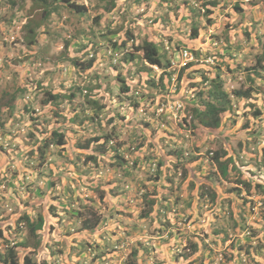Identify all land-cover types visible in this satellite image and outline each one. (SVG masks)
Segmentation results:
<instances>
[{"label": "rangeland", "instance_id": "1", "mask_svg": "<svg viewBox=\"0 0 264 264\" xmlns=\"http://www.w3.org/2000/svg\"><path fill=\"white\" fill-rule=\"evenodd\" d=\"M78 1L87 7L78 22L83 26V36L73 37L72 44L65 45L64 38L72 36L74 30L61 9L62 19L53 13L50 20L52 27L60 28L56 41L39 37L40 43L30 47L26 45L24 26L38 20L41 9L34 8L32 0L17 2L14 8L0 0V92L9 90L12 95L4 99L10 97L16 106L15 118L7 116L16 124L10 126L8 121L5 127L0 126V228L5 234L0 237V251L16 244L26 252L21 242L30 239L24 215L35 219L40 212L46 214L45 225L37 231L41 240L36 249L27 247L28 264H97L94 258L100 250L91 246L107 247L109 242L115 243L116 236H120V243H115L112 251L109 246L103 252L110 258L116 256L103 264H127L126 255L133 251L137 255L131 256V262L195 264L189 262L194 259L200 264L201 254L208 249L203 247L195 253L186 231L191 241L211 248V264H264V188L260 186L250 195L236 189L229 195L223 193L227 186L239 185L235 179L239 171L226 176L214 163L211 171L220 186V205L211 195L198 200L189 195V177L176 161L196 151L204 154L202 161L207 165L219 138L223 148L225 143L223 137L209 135V129L193 123L188 111L177 110L182 107L180 103L175 108L172 105L180 98L185 106L196 104L198 86L190 87L189 82L211 77L218 67L229 73L225 89L232 91L250 84L241 67L227 72V62L221 63V56L227 45H235L239 38L245 40L248 31L251 35L246 40L251 43L255 39L252 44L242 41L234 60L241 66L253 64L252 57L260 52L264 41V0H117L118 6L106 14L100 13V0ZM125 30L139 35L140 41L148 38L157 44L171 61V77L160 67L146 63L142 51H134L131 41L120 45ZM43 44L48 46L44 59L39 51ZM183 48L190 50L191 66L197 71L189 75L191 70L184 69L182 78L174 80L184 62L180 58ZM72 52L78 61L92 59L91 67L81 70L59 57ZM25 78L27 87L16 91L15 82ZM126 85L127 92L123 91ZM45 89H49L47 95ZM252 92L258 98L254 103L264 107V90L258 91L260 94ZM50 96L56 97L47 101ZM25 104L28 110L23 109ZM233 107L236 110L221 133L233 136L247 125L248 136L264 138V114L253 117L254 107ZM31 112L37 118L33 119ZM34 126L38 131L32 133ZM56 129L64 134L63 146L50 139V132ZM103 133L112 136L105 146L107 153L98 151L95 161L87 159L89 152L103 147H99L103 139L92 140ZM248 138L241 144L237 138L230 139L233 164L249 170L264 184V139ZM31 146L38 151L32 153ZM180 149L182 156L168 153ZM115 151L120 152V158L115 157ZM159 153L166 164H157ZM183 164L190 171L196 168L193 162L184 160ZM161 176L166 180L163 184L158 181ZM142 182L147 193L159 189L166 205L147 218L139 216L146 203ZM177 194L180 201L175 203ZM237 196L240 200L234 199ZM242 196L249 203H241ZM227 200H232V208L236 207V215L244 218L241 225L245 227L228 228L224 214ZM190 201H195L192 207L199 209L194 223L189 221L195 214L190 212ZM82 222L96 226L95 230H79ZM225 227L226 239L222 241ZM207 235L215 237L221 246ZM232 243L235 248L242 247L238 257L230 255Z\"/></svg>", "mask_w": 264, "mask_h": 264}, {"label": "trees", "instance_id": "2", "mask_svg": "<svg viewBox=\"0 0 264 264\" xmlns=\"http://www.w3.org/2000/svg\"><path fill=\"white\" fill-rule=\"evenodd\" d=\"M6 1L8 2V5L10 8H14V6L18 4L17 2L20 3L25 0H6ZM32 1H33L34 8L41 9V16L38 20L31 21V22L29 21L24 26L26 29V36H27L26 45L27 46L31 47V45H35V44L38 45L40 43L38 39L39 37L40 38L42 37L43 39H48L50 42L56 41L55 36L60 35V28L52 27L50 25V20H51L53 13L58 14V17L62 19V16L59 14L61 9H63L65 11L64 13H66L65 20L70 24L71 29L74 30L73 32H71L72 36H70L68 39L64 38L65 45L66 44L71 45L73 37L79 38L84 35L82 31L83 26L78 23L80 19L81 20L83 19L82 17H84V14H86L87 12V7L82 2H79L78 0H32ZM99 2H100L99 4L100 13L102 14H106L108 11H112L114 8L118 6L117 0H100ZM126 6H128V4H126L125 7ZM207 8L211 10L209 7ZM10 10L12 11V9ZM123 11H124V7H123ZM123 11H122V14H123ZM97 17L98 15H96L93 18L94 19L93 22L95 24L97 23L96 21ZM37 29L39 30L37 31ZM193 31L195 33L197 32L195 28H193ZM48 33H50L51 35H47ZM245 34H246L245 40H242L241 38H239L238 42L235 45L234 44L227 45L226 49L222 53L221 63H224L225 61L227 62V65H226L227 70H228L227 72L229 71L232 72L233 70L240 69L241 67L242 70L246 72L245 78L246 80L248 79V82H250V84H248L246 88H235L232 91L225 89L226 81H227L226 75L229 73H226V71L222 72V70L218 67V68H215V71L213 72V75L211 77L204 76L203 79L201 80L199 79L197 80V82H189L190 87L198 86L197 91H196L197 93L196 96L198 97V99L197 101H194V103L196 104H192V106L190 107H189V104H187L186 106L184 105V103L182 104L183 110H186L189 112L188 117L189 119H192L193 123H199L204 128L209 129L210 131L209 135L214 134L217 137H223V140H224L223 143H225L224 148L222 146V138H219L221 140L218 142V145L215 144L217 148L213 152H211V155L212 153L213 155L210 156V159H209L210 163H207V165L203 164V161H202L204 159V154H201V153L197 154L196 151L190 152L188 157H185V155L182 156L181 149L168 151V153L171 155L182 156V158L176 161V166L180 165L184 169V173H185L184 176L189 177L188 182H186L188 184L189 189H191V192H189V195L193 196L194 199L196 200L203 197V195L205 194L211 195L214 202L220 205V202H221L219 200L220 196L217 193V190H219L220 186L217 184V181H216L217 179H213L214 173H212L211 171L212 164L214 163L219 167L220 172L222 173L226 172V176L228 173L239 171V173H237V176L235 178L238 181L239 185L236 184L234 187L227 186L226 191H223V193H226L229 195L233 192V190L236 189L237 193H241V191L242 192L244 191L246 195H250V193L254 192L253 190L257 189L258 187L262 186L261 189L264 188V184L260 182V179H258L257 176H254L253 173L249 172V170H241L239 166L237 168L234 166L233 163H234L235 155L232 149L230 148V145H231L230 139L232 137L239 139L240 140L239 143L241 144L242 140L245 141L248 137H249L248 140H251L252 138H259V137L264 139L263 136H259V135L248 136V133H247L248 126L247 125H244L243 128L239 129L236 132V134L233 136L226 135V133H223V134L221 133L222 132L221 127H225V121L231 116V114H233L234 110H236L234 109L233 104L236 106V108L237 107L242 108L244 106L254 107L255 110L252 114L253 117H260L262 116V114H264V107L262 105H257L256 103H254L258 101V98L255 96H252L253 94L252 91H256L258 94H260L258 91L264 90V61H263L264 41H263V44H260V52L255 53L252 57V61H254L253 64L248 65V66L246 65L241 66L240 63L235 62L234 57L236 56L237 53L240 52L239 49L242 45V41H246L247 44H252L255 39V38L252 39V42L249 43L246 39L250 37L251 33H249L248 31H245ZM122 35L123 37L120 39V45L125 46L126 43L128 44V42L131 41L132 42L131 45H133L134 51H142L141 58H143V60L146 63L161 67L163 69L162 73L171 77V72L168 70V67L170 66V60L163 53L159 51V49L157 48V44L155 42L149 40L148 38L140 41L138 39L139 35L134 36L131 33V30H125L124 34ZM78 45L85 47L84 45H82V43ZM46 47L48 46L43 44L39 49L41 53V57L43 59L47 53L45 52ZM78 47L79 46H76L75 51H77ZM229 47H232V49H230ZM74 54L75 52L68 53L66 56L65 54L64 55L59 54V57L70 62L72 65L76 66L78 69H81V70L88 69L89 67H91L93 63L92 59H88L85 62H81V61H78V58ZM191 63L192 62H187L181 67V71L179 70L177 74V79L180 80L182 78V72L184 69H190L191 73L189 75H194V72H192V70L193 71L194 70L197 71V70H196V66H191ZM226 66H225V69H226ZM146 68L148 70H151L149 66H146ZM26 79L27 78H25L21 82H18V81L15 82L14 89H16V91L24 90L27 87V85L25 84ZM0 80L3 81V78H0ZM187 81H189V79H187ZM203 88L206 90H204ZM123 89H124L123 91L125 92L129 91V87L127 85L123 87ZM48 91L49 89H45L44 94L47 95ZM7 94L12 95V93H10V91L6 89H4L2 93L0 94V126L2 128L6 126L8 121H9L10 126H13L16 124L14 123V121L9 119V117H7L9 115H13V119H14L15 118L14 112L16 110L15 101L13 104L12 100H9L10 97L9 99H4V97H7ZM231 95L233 96L232 98H231ZM53 97H56V96H50L49 98H47V101H50ZM181 100H183L182 102H184V99L180 98V101ZM246 101L249 103L248 105H246ZM241 103H243V105H241ZM27 107H28L27 104H25L23 109L28 110ZM33 114L34 113L31 112V115L33 116L32 118L33 119L37 118ZM185 121H186V115L182 117V122L185 123ZM254 124L255 122L253 123L251 122L252 126ZM31 131L33 133V132H37L38 130L34 126ZM40 132H44V131H40ZM50 136H51L50 139H53L52 143H55L57 146H63V143H64L63 132H60L57 129L52 130L50 132ZM111 137L112 136L109 137L108 134L106 133H103L100 136L96 135L95 137H93L92 138L93 141H96L98 139H103L104 140V142H102L103 144H99V147H101V145H103V147H101L100 149L95 148L94 150L89 152L87 154L88 156L87 159L89 160L92 159L93 161H95L98 155V151L102 154H106L107 152H106L105 146L109 144ZM47 143L48 142L44 143L43 145H47ZM244 145H245V142H244ZM32 147L33 146H31L32 150H30L32 153L38 151V149L34 150ZM137 149H141V146ZM207 152L209 153V151ZM119 154H120L119 151H115V157L120 158L121 156ZM159 154H160V157L157 159V164L158 165L166 164L167 161H165V158H162L161 153ZM226 156L228 158H226ZM184 160L190 163L191 162L195 163L196 168L195 169L191 168V171H190L183 164ZM208 166L210 170H208L207 168ZM206 172H208L209 174ZM158 176L159 174L156 173L155 177L157 178ZM158 181L161 182L160 184H163L165 183L166 180H163L161 176L158 179ZM141 188L144 189L142 194L144 196V200H146L145 206L141 208V212L139 213V216L141 218L150 217L151 212L160 211V210H163V208H166V205L163 203L164 197L163 198L159 197V189L153 190L151 194L147 193L145 191L146 184H144V182H142ZM180 188H181V185L176 189H180ZM107 196L109 197V195ZM111 197H115V196L112 194ZM242 197H243L242 199L243 201L241 203H244V204L249 203V201L247 200L245 196H242ZM175 199H178L177 201H175V203H178L180 201V194H177L175 196ZM234 199L240 200L238 196L235 197ZM194 202L195 201L189 202L190 212L193 210L195 213L189 219V221L193 223H194V220L196 219V216L199 215V209H195L194 207H192ZM231 202L232 200L226 201V205L228 204V207L227 209H225V212H224V214L227 215L226 223H227L228 228L236 229L237 227H245L241 225V222L244 221V218H240L239 216L236 215L235 209L237 208L236 207L232 208ZM46 213H49V210H46ZM45 216H46L45 213H40V212L35 219L30 218L28 215H24V225L26 226V230L29 233V239H30V242H28L27 240L21 242L22 245L26 247V252H24V250L21 247H18L16 244L14 246H6L7 249H5L3 252L0 251V264H28L29 256L26 255V253L28 252L27 247L36 249L37 243H39L41 240V236L37 231L38 229H40L41 227L45 225ZM263 216H264V213H263ZM187 220H188V217L186 216V221ZM159 223L160 225H163V222H159ZM164 226H167V224H164ZM15 227L17 230L21 229V225L17 224ZM95 227L96 226L89 227L87 224H84V222H82V225L81 227H79V230H87V229L95 230ZM222 230L224 233L220 236V238L222 241H224L226 239V227L223 228ZM2 231L3 229L0 228V237L5 235L3 234ZM254 232L255 230L252 231L253 234ZM186 233L188 234L187 238L195 253L198 254L200 249H202L203 247L208 249L206 252L201 254L200 264H211L213 262V258H212L213 254H212L211 248H209L208 245L201 246L197 244L195 241H191L192 238L190 236V233L188 231H186ZM214 233H218V232H214ZM207 236L210 237V241H212L213 243H216L217 246H221L220 243L218 244L217 242H215V237L212 236L211 238L210 235H207ZM251 236L252 235L247 236V239L251 238ZM119 238L120 236H116L115 243H118V244L120 243ZM115 243L109 242L107 247L105 246V244H103L102 246H98L97 244H95L94 246H91L93 247V250H98V251L100 250V252L98 253V256H95L94 258L95 260H97V264H103L104 262H107L110 259L115 258L116 256L115 254H112V258H110L108 254L103 253L108 249L109 246H111L110 250L112 251ZM240 247L241 245H238V247L235 248L233 243L230 245L231 257L232 256L238 257L240 255L239 254ZM136 255H137V252L135 251L127 253L125 262H127V264H143L139 262V260L137 259H134L133 262H131L132 260L131 256H133V258H136ZM189 262L196 264V260L194 259L189 260ZM35 264H40V263L36 262Z\"/></svg>", "mask_w": 264, "mask_h": 264}, {"label": "clouds", "instance_id": "3", "mask_svg": "<svg viewBox=\"0 0 264 264\" xmlns=\"http://www.w3.org/2000/svg\"><path fill=\"white\" fill-rule=\"evenodd\" d=\"M180 58L182 59V60H184V62H183V64L181 65V67L185 64V63H187V62H192V60H193V56H192V54H191V52H190V50H188L187 48H183L182 50H180ZM150 66H153V67H158L159 68V66H157V65H153V64H149ZM169 67H171V61H170V66ZM168 67V68H169ZM161 68V67H160ZM162 69V68H161ZM163 70V69H162ZM163 72V71H162ZM162 74V73H161ZM176 77H177V75H176ZM172 79H177V78H172ZM233 90V89H232ZM180 103V106L182 105V102H180V100H177V101H174L173 102V106H174V108L178 105ZM177 110H183V105H182V107L180 108V107H178L177 108Z\"/></svg>", "mask_w": 264, "mask_h": 264}]
</instances>
